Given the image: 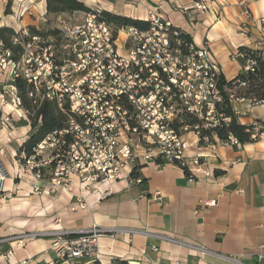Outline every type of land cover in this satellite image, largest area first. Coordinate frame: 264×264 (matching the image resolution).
<instances>
[{
    "label": "built area",
    "instance_id": "2783aa9c",
    "mask_svg": "<svg viewBox=\"0 0 264 264\" xmlns=\"http://www.w3.org/2000/svg\"><path fill=\"white\" fill-rule=\"evenodd\" d=\"M209 1L197 0L195 8L204 11L209 8ZM27 12L32 13L25 6L19 16ZM147 20L151 22L148 30L124 29V45L118 43L114 28L95 13L85 14L78 24H67L60 18L50 29L35 27L36 33L29 27H12L16 32L12 42L22 49L18 59L0 36V123L1 129L6 130L0 139V198L12 197L5 185L8 173L1 157L7 154L12 140L14 118L30 125L33 114L24 105L18 79L26 82V98L36 109L50 101L67 116L66 126L48 133L29 157L16 155L15 164L30 172L35 181L32 193L38 195L46 188L73 193L78 188L74 209H83L85 192L91 190L102 198L111 193L116 182L143 183L141 177L132 176L131 167L140 159V151L145 152L146 159H163L186 168L190 180L198 174L211 175L201 155L185 156L189 144L182 134L194 131L209 148L215 147L216 135L201 136L199 124L179 129L175 125L184 111L203 120L205 128L219 124L223 114L218 112L217 105L223 97L217 84L221 73L218 64L207 45L197 47L185 42L170 22L157 16ZM41 21L49 24L46 12L41 14ZM260 22L264 32V18ZM52 30L55 32L50 33ZM253 65V61L249 62L245 70H252ZM252 137L256 139L257 134L254 132ZM221 143L237 148L243 145L232 135ZM46 172L49 177L44 179ZM21 176L19 173L18 177ZM43 182L46 187H42ZM153 195L158 199L161 192ZM207 204L215 205V200ZM73 232L25 231L1 238L0 243L10 241L12 246L0 257L10 261L15 248L24 247L26 240L54 236L58 239V264H75V260H85V264L93 260L104 262L99 239L115 230L94 224L69 237ZM148 234L178 242L165 235ZM151 248L158 250L154 245ZM259 258L263 256L260 254ZM12 264L41 263L28 257Z\"/></svg>",
    "mask_w": 264,
    "mask_h": 264
},
{
    "label": "crops",
    "instance_id": "0c3cea01",
    "mask_svg": "<svg viewBox=\"0 0 264 264\" xmlns=\"http://www.w3.org/2000/svg\"><path fill=\"white\" fill-rule=\"evenodd\" d=\"M26 1L33 17L29 16L32 13L8 17L5 2L0 0V27L42 29L44 24L38 13L46 12V1L41 0L39 6L33 0ZM196 1L93 0L95 5L91 7L137 19L157 16L170 22L189 33L197 47L207 45L227 79L236 77L247 65L239 47L262 50L264 56L260 22L264 18V0H210L209 8L204 11L195 8ZM63 16L57 17L56 22ZM232 106L242 124L253 126V133L257 134L254 142L237 148L221 143L216 136L215 147L209 148L200 143L194 131L182 134L189 144L185 156L201 155L211 175L198 174L190 180L178 164L146 159L145 152L140 151V159L131 167L133 170L138 167V177L145 182H116L111 193L102 198L91 190L85 192L83 209H74L78 188L73 193L62 188L56 191L46 188L37 195L32 193L33 178L25 181L21 176L22 181H18V174L26 172L15 164V158L31 126L27 123L23 129L16 122L7 154L1 157L8 173L5 185L12 197L0 198V239L25 231H80L95 224L115 230L99 239L107 264L114 259L127 260L129 264H264V103L234 98ZM5 135L0 123V139ZM216 170L222 173L216 175ZM73 181L78 184L76 178ZM41 185L46 187L45 182ZM156 191L161 192L158 199L153 195ZM213 200L215 205L207 204ZM57 240L54 236L26 240L24 247L15 248L10 261L0 257V264L17 263L28 257L41 264H58ZM152 245L158 250H153ZM11 246L10 241L1 242L0 253L7 252Z\"/></svg>",
    "mask_w": 264,
    "mask_h": 264
},
{
    "label": "trees",
    "instance_id": "16d2710c",
    "mask_svg": "<svg viewBox=\"0 0 264 264\" xmlns=\"http://www.w3.org/2000/svg\"><path fill=\"white\" fill-rule=\"evenodd\" d=\"M46 1V13L49 16V23L51 21L50 16L55 18L65 15L73 14L76 12L82 13H95L98 15L100 20L105 21L111 25L115 30V35L118 36V32L128 27H136L140 30H148L151 27V22L145 19H137L129 16L110 12L108 10H100L92 8L87 5L83 0H45ZM12 5V1L9 0L7 3V9ZM8 13V12H7ZM29 29L36 33L37 30L34 26H29ZM180 38L185 42L193 43L192 36L182 29L178 28ZM54 33L55 30L49 31ZM16 34L12 27L3 26L0 27V36L4 40L7 47L11 48L15 52V58L21 54V47L15 46L12 42L13 36ZM239 53L242 55L244 63L248 64L253 61V69L240 72L236 77L227 79L223 73L218 75V88L222 94L223 100L221 104L217 105L219 113L223 114L219 124L214 127L205 128L203 127V120L196 117L194 114L184 111L180 117V121L175 125L177 129L184 127L185 125L194 128L195 125L199 124L201 128V136L204 135H216L220 140H226L230 135L236 137L242 144L254 142L255 139L252 137L253 126L242 124L238 116L236 115L232 101L234 98H243L251 100L254 103H264V56L262 50L253 49L246 46L239 47ZM21 95L24 100V105L33 114L31 115V130L28 137L20 145L17 156L21 157L25 154L29 157L33 153V148L50 132L56 129H63L66 126L67 116L57 109L53 102H44L40 108L32 104V102L26 98V82L22 79L17 81ZM35 110V112H33ZM228 118V121L224 119ZM200 143L203 144L202 139ZM137 168L135 167L132 171L133 177H138ZM186 175L188 171L184 168ZM216 175H220L222 172L216 170ZM145 179H143V183ZM142 183V184H143ZM76 234H70L69 237H75ZM82 264V263H75ZM90 264H107L100 260H93ZM110 264H129L127 260L114 259Z\"/></svg>",
    "mask_w": 264,
    "mask_h": 264
},
{
    "label": "rangeland",
    "instance_id": "374dc122",
    "mask_svg": "<svg viewBox=\"0 0 264 264\" xmlns=\"http://www.w3.org/2000/svg\"><path fill=\"white\" fill-rule=\"evenodd\" d=\"M12 1V5H11V7L10 8H8L7 9V12L5 11V15H7L8 17H10L12 14H15V15H20V13L22 12V10H23V8L25 7V6H27L29 3L26 1V0H11ZM87 5H89V6H93V5H95L94 4V2H93V0H83ZM4 2H5V10H6V8H7V3L9 2V0H4ZM33 2L34 3H36V5L37 6H39L40 5V3H41V0H33ZM24 6V7H23ZM18 8H19V10H18ZM18 11V12H17ZM39 15H41L40 13H38ZM85 14L86 13H82V12H76V13H73V14H65L64 16H63V20L67 23V24H78V23H80V22H82L83 21V19H84V17H85ZM25 15H29L28 14V12L27 13H25ZM6 16V17H7ZM29 16H31V17H33V15H29ZM50 18H51V21H50V23L49 24H47V25H44L43 27H41L42 29H46V28H48V29H50L51 28V26H53L55 23H56V18H55V16H50ZM125 40H126V31L124 30V29H122V30H120L119 32H118V43L120 44V45H124V42H125ZM15 119V122H18L19 124H20V126L24 129V127L25 126H28V122H26V121H23L21 118H14ZM29 120H30V122H31V119L29 118ZM30 126H31V123H30ZM31 128H32V126H31ZM26 174V175H25ZM25 174H22V179H24L25 181L27 180V179H30L31 181H32V177L30 178L29 176L31 175V173L30 172H26ZM28 174V175H27ZM49 177V173H45L44 174V179H46V178H48ZM18 179H20V180H18ZM18 179H16V180H18V181H22V179L21 178H18ZM15 180V181H16ZM44 192H41L40 194H43Z\"/></svg>",
    "mask_w": 264,
    "mask_h": 264
},
{
    "label": "water",
    "instance_id": "95a60500",
    "mask_svg": "<svg viewBox=\"0 0 264 264\" xmlns=\"http://www.w3.org/2000/svg\"><path fill=\"white\" fill-rule=\"evenodd\" d=\"M73 233L75 234L76 232L74 231Z\"/></svg>",
    "mask_w": 264,
    "mask_h": 264
}]
</instances>
